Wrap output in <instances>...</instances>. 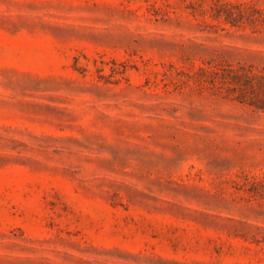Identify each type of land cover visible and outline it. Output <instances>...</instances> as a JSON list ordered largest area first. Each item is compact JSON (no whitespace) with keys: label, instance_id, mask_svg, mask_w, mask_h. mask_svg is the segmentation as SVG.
I'll return each instance as SVG.
<instances>
[{"label":"rangeland","instance_id":"obj_1","mask_svg":"<svg viewBox=\"0 0 264 264\" xmlns=\"http://www.w3.org/2000/svg\"><path fill=\"white\" fill-rule=\"evenodd\" d=\"M0 264H264V0H0Z\"/></svg>","mask_w":264,"mask_h":264}]
</instances>
